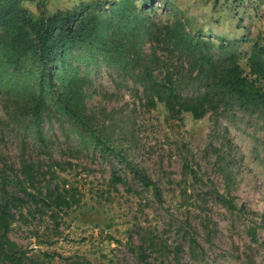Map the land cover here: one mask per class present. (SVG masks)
<instances>
[{
  "label": "rangeland",
  "instance_id": "rangeland-1",
  "mask_svg": "<svg viewBox=\"0 0 264 264\" xmlns=\"http://www.w3.org/2000/svg\"><path fill=\"white\" fill-rule=\"evenodd\" d=\"M98 1L107 0H23L22 6L36 19L41 12L52 15ZM166 1L169 11L147 13L151 29L185 22L189 32L214 45V55L226 47L239 54L245 68L254 44H264V0L153 4L162 7ZM139 48L149 58L155 51L159 63L154 75L159 79L167 68L177 71L184 97L204 91L189 78V64L170 55L150 33L142 34ZM75 66L86 79L84 102L93 129L159 185L162 202L124 165L95 149L90 132L69 118L59 113L44 117L39 137L27 126L29 118L15 114L17 101L25 98L4 90L0 151L6 163L20 169L22 160H29L47 170L50 159L59 161L64 164L62 175L74 184L83 204L81 212L54 223L50 212L42 216L27 202L9 237L32 259L29 264H145L131 252L130 243L144 245L150 264H264L262 115L232 104L220 115L199 120L184 115L179 121L162 105H148L132 70L103 56ZM186 164L192 171L187 183ZM113 175L127 179V184L112 186ZM212 189L232 197L238 211L217 202ZM192 235L200 249H192Z\"/></svg>",
  "mask_w": 264,
  "mask_h": 264
},
{
  "label": "trees",
  "instance_id": "trees-1",
  "mask_svg": "<svg viewBox=\"0 0 264 264\" xmlns=\"http://www.w3.org/2000/svg\"><path fill=\"white\" fill-rule=\"evenodd\" d=\"M154 1H98L52 15L41 12L35 19L22 6L23 0H0V97L5 90L7 95L25 98L24 103L17 101L15 114L29 118L27 126L39 137L44 117L55 113L82 126L90 132L89 143L95 149L124 165L139 183L152 191L157 202H162L159 185L118 151L105 135L93 129L84 102L86 79L75 63L87 64L103 56L114 65L132 70L148 105L152 108L162 105L170 117L179 121L184 120V115L195 120L209 114L220 115L232 104L259 112L264 120V44H254L245 68L239 54L226 47L221 55H214V45L189 32L185 22L176 20L172 25H156L151 29L147 13L160 8L170 10L169 1L162 7H156ZM148 33L170 55L177 54L189 64L188 76L201 84L203 92L184 97L182 79L170 68L162 79L154 75L159 63L155 51L149 58L139 48L142 34ZM172 66L178 68L174 63ZM63 167L64 164L54 159H50L47 170L38 163L22 160L21 168L17 169L6 163L0 151V264L32 263L9 237L27 202L42 216L50 212L48 217L54 223L81 212L82 199L74 184L62 175ZM185 168L187 183L192 171L188 170V164ZM127 182L116 175L110 180L112 186H125ZM211 193L230 212L238 211L232 197L216 189ZM88 210L98 211L96 207ZM250 235L256 236L254 228L250 229ZM190 244L193 250L201 248L194 235ZM130 249L138 259L150 264L144 258V245L130 243Z\"/></svg>",
  "mask_w": 264,
  "mask_h": 264
}]
</instances>
